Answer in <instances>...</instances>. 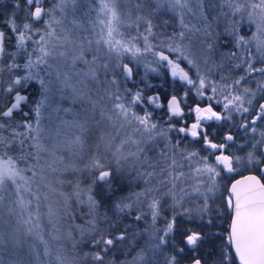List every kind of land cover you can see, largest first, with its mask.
<instances>
[{
	"label": "snow or ice",
	"instance_id": "1",
	"mask_svg": "<svg viewBox=\"0 0 264 264\" xmlns=\"http://www.w3.org/2000/svg\"><path fill=\"white\" fill-rule=\"evenodd\" d=\"M24 3V19L18 24L13 13L6 21L11 36L0 30V77L4 72L10 74L2 89L10 99L0 104V253L10 248L13 257L5 260L0 256V264H77L80 254L69 258L64 242L72 241L75 249L87 237H91L87 241L90 246L99 250L83 257L104 264L111 248L125 240L134 241L141 233H129L130 225L102 232L97 219L99 201L93 193L97 185L111 191L115 180L127 181L124 173L129 168L136 170L134 178L144 181L145 187L122 197L115 203V210L131 215L136 208L135 221L149 218L143 229L146 243L131 264H180L185 248L194 252L207 237L220 234L187 228L180 246L175 240L177 218L212 225L214 214L222 216L224 209L232 214L225 243L208 253L211 261L193 255L191 264H230L232 249L240 264H264V183L255 175L246 176L231 185L229 194L223 197V209L216 202L221 172H235L241 165L264 170V130H258L257 125L261 121L259 129H264V67H254L257 59L264 63V0H137L134 17L131 9H121L120 0H98L91 36H80L68 27H83L77 19L69 20V9L77 0H52L47 8L43 0ZM206 3L210 8L218 5L220 15L233 18L224 29L231 41L221 40V33L214 27L219 17L209 19ZM15 7L20 8L19 0ZM144 9L148 10L146 15L141 14ZM162 12H172L180 30L159 40L163 34L153 31L157 25L152 17ZM245 20L256 25L257 32L250 40L239 33ZM122 27L134 29L136 35L126 37ZM197 36L199 43L194 45ZM11 37L15 38L14 52L6 47ZM221 43H231L235 50L221 52L217 60ZM250 44H254L256 55ZM20 54L25 56L23 64L16 60ZM125 56L134 63L124 62ZM140 64L145 75L166 68L172 80L186 90L179 96L170 95L165 104L158 93L146 96L145 88L127 87L128 82H134V69ZM18 69L22 74H16ZM193 70L194 75L190 74ZM255 73L261 79L252 88L248 82L249 77L255 79ZM217 75L218 80L213 78ZM33 82L39 90L30 100L27 90ZM189 92L206 101L203 106L197 103L188 107V113L195 117L190 124L183 119L182 107L187 105ZM54 94L61 100L88 106L82 107L83 119L71 122L76 130L71 137L62 131L69 121L61 120L54 136L43 123L49 109L72 111L53 107ZM214 104H222V110H215ZM161 108H166L165 123L153 119L154 110ZM16 115L22 119L17 121ZM234 116L239 117L238 124ZM173 118H180L179 126L171 122ZM210 122H229L238 127L249 148L246 154L231 151L233 146L244 147L231 131L224 133L221 142H214L209 134ZM189 138L202 141L214 161L188 148ZM64 152L77 157L82 166L66 160ZM56 172H86L91 181L87 186H82L79 179L57 180L54 184L50 175ZM64 183L71 185V192L57 187ZM166 197L171 200L169 216L162 208ZM73 201L86 206L90 217L84 225L74 226L76 235L71 229L61 230L62 222L72 216ZM193 201L198 202L195 208L189 207ZM160 220L163 227L157 224ZM110 226L116 225L113 222ZM26 243L28 250L21 258L19 252Z\"/></svg>",
	"mask_w": 264,
	"mask_h": 264
},
{
	"label": "trees",
	"instance_id": "2",
	"mask_svg": "<svg viewBox=\"0 0 264 264\" xmlns=\"http://www.w3.org/2000/svg\"><path fill=\"white\" fill-rule=\"evenodd\" d=\"M137 0H120V7L121 9H131L133 17L137 14V10L135 8ZM17 1L13 0H0V30L5 31L6 33L11 36L10 30L8 28V25L6 21L8 20L9 16H11L13 13H15L17 23L19 24L25 17V9L26 5L24 1H19L20 8H16ZM44 6L51 7L52 0H43ZM99 7L98 0H77L76 5L73 8L69 9V20L75 18L77 19L83 27L81 28H75V26L68 24V27L73 28L75 33H78L80 36H91L92 33V27L91 22L95 21L96 15H97V9ZM154 7V5L150 6ZM226 11V9H224ZM147 9L142 10L141 14L146 15ZM205 11L206 14L209 15V19L211 20L213 17H219L218 22L214 25L216 28V31L221 33V40L227 39L228 41H231V37L227 36L224 33V29L230 25L233 18L229 16H223L220 15L221 8L217 5L214 8L208 7L207 3L205 5ZM153 23L157 25L153 29L154 32L162 33L163 35H159V40L166 39L167 35L172 34L173 32H178L180 30L179 28V22L176 16L172 12H162L160 14L154 15L152 17ZM167 20L168 23L164 24L163 21ZM66 23H68L66 21ZM36 27H42L41 25H36ZM87 30V31H85ZM144 27L141 25L140 31L143 32ZM121 31L125 33V36L129 35H136V32L134 29H126L121 28ZM257 29L256 25L254 23L248 22L245 20L243 24L239 26V33L240 35L245 36L247 39H251V37L256 34ZM154 44L158 43V40L154 38H150ZM199 43V36L195 40H193V44L197 45ZM6 47L9 52L15 51V38L11 37L6 41ZM31 47V44L29 43V48ZM250 47L253 50V55H256L254 44H250ZM235 50L231 43L228 45H224L223 43L218 45V49L216 52L215 58L219 60V54L221 52L231 51ZM165 54H168L165 52ZM175 55V54H172ZM6 59H8L6 57ZM148 59L151 60L152 57L149 55ZM16 60L18 63L23 64L25 62V56L23 54H20L16 57ZM124 62L129 63L130 65L134 63V61L131 59L130 56L124 57ZM254 67H264V63H262L259 59L256 60ZM23 70L18 69L16 70V74H22ZM43 74V73H42ZM119 75V73H117ZM194 75V70L192 73ZM237 73H233V75H236ZM255 79L252 77H249L248 86L255 88L256 87V80L261 79L259 73L253 74ZM214 79L218 80V75L213 77ZM10 79V74L8 72H4L2 77H0V104H6L8 100L10 99L9 95L7 93L3 92L4 82L8 81ZM146 85H151V87H145ZM127 87L135 88H145V95H152V94H159L161 98L162 103H167V100L170 98V95L176 94V95H182L183 92L186 90V87L179 83L174 82L168 72V70L164 67H160L159 71L156 73L148 72L147 75H145V69L143 64H140L137 66L136 69H134V82L130 81L127 84ZM39 85L35 82L30 84L28 88V93L30 96V100L38 93ZM257 99L259 100L260 97L258 96ZM264 102V101H262ZM201 104L203 106L206 101H202L198 99L193 92H189L188 98H187V105H182L185 109V116L183 117L184 120H187L188 123L194 122V115L188 113V107L193 106L194 104ZM53 107L59 106L61 109L64 108H71L72 111L65 113L64 111L55 112L51 109L47 110L44 114V120L43 123L46 127L52 130V134L55 135V128L60 125L61 120L69 121V125L62 126V131L67 132V135L71 137L74 132L76 131L73 127H71V122L76 119H83V116L85 113L82 111V107L86 108L87 105H81V103H72L70 100H61L59 99L58 94L53 95L52 99ZM215 110L221 111L222 110V104H214ZM25 111H29L27 107L24 109ZM150 111L152 109H149ZM137 111L140 112L141 109L137 107ZM50 113V118H49ZM79 113V116L76 114ZM15 119L19 121L22 119L21 116L16 115ZM153 119L158 120L160 123H165L167 121V114H166V108L161 109H155L153 112ZM179 119L180 118H173L171 121L172 123H177V126H179ZM233 121L238 124L239 117L234 116ZM261 121L257 122L258 128L261 124ZM231 131L234 135L237 136V143L238 144H244L243 149H241L238 146H233L231 148V151L234 152L236 155L244 156L246 152L248 151V145L245 143V137L240 134L238 127L232 126L229 122H210L209 126V134L211 138L214 140V142H221L223 135L225 132ZM93 132L98 135V130L93 129ZM63 138V137H61ZM175 135H173V139H175ZM187 147L193 150L200 151L201 155H207L209 162L214 161V157L208 154V151H206L203 148L202 141H191L190 138L186 141ZM228 151V150H226ZM63 155L65 156L66 160L70 159L73 162L77 164H81V161L75 157L71 156L69 153L64 152ZM150 156L153 155L152 153L149 154ZM86 158V157H85ZM82 166V164H81ZM135 169H127L124 173L126 177H128L127 181L122 182L121 180L117 179L114 181V190L106 191L104 188L100 185H97L94 190V195L96 199L99 201V207L97 209V219L99 222V227L102 232H115L120 227L124 225H130L131 227L128 228L129 233H132L134 230H139L141 234L137 235L132 240H125L124 242L120 243L118 246L111 248L106 254L104 259V264H131L133 258L135 257L137 251L139 248L143 247L146 243L147 237L145 234H143V229L147 226L145 221H148V217L146 216L144 220L141 221H135L133 217L137 214L138 209L134 208L132 210L131 215L127 214H119L115 210V203L119 201L122 197L128 196L132 193L140 192L144 189L145 183L142 180H137L134 178ZM256 173L261 177V179L264 182V170L260 166L252 167L250 169H238L237 171L233 173H227V172H221V176L218 177V183L220 184V190L216 197L217 204L220 205V207L224 208V200L223 197H226L228 195V190L231 182L236 179L237 177H240L246 173ZM50 179L55 184L57 180H71L75 182L76 180L82 181V186H87L90 181L91 177L88 173H73V172H56L52 173L50 175ZM57 187H60V189L64 192H71L72 188L71 185L64 183L63 185H57ZM171 203L170 198H164L162 201V208H163V214L165 216H169L171 214V209L168 208V204ZM198 202L193 201L189 204V207L195 208L196 204ZM143 207V206H141ZM146 211V209H144ZM41 211H45V209L42 207ZM87 207L84 205H77L75 201L72 203V216L68 217L66 220L62 222V231H68L71 229L73 231V234L76 235L75 225H84L86 220L90 219V217L87 215ZM107 217V220L103 219V217ZM115 223V227H111L110 225ZM150 222V221H149ZM177 222L179 225V231L177 232L175 236L176 243L180 246H183L181 241L183 238L184 231L187 228H192L193 230L201 231L203 233H219L220 235H212L210 237H207L204 243L198 248V252L201 251V249L204 248V250L209 252H214L217 249L220 248V246L225 243L224 242V236L228 232V224H229V218L227 216V209H224L223 215L218 216L214 214L213 218V224L207 225L205 223H201L199 220H192L188 221L184 217H178ZM159 227H163V221L160 220L157 222ZM50 227L46 225V228ZM91 237L85 238V241L82 243H77L76 248H72V241H65L66 247L64 248V251L66 255L69 256V258L72 257L75 253H79V257L77 259V264H94V262L91 259H85L83 257L84 253L93 252L99 250L98 248L93 249L90 244L87 242L90 240ZM77 240H79V237L77 236ZM31 241L29 240V243ZM27 244V243H26ZM25 244V245H26ZM27 250L24 246V248L19 252V255L21 258L24 257L25 253H27ZM193 251H189V249L185 248V254L182 258H180V264H188L191 263V257L193 256ZM0 256H3L5 260H9L13 258L11 256V249L7 248L2 253H0ZM208 259L211 261L213 258L208 256ZM230 264H238L235 260L234 256L232 257V260Z\"/></svg>",
	"mask_w": 264,
	"mask_h": 264
},
{
	"label": "flooded vegetation",
	"instance_id": "3",
	"mask_svg": "<svg viewBox=\"0 0 264 264\" xmlns=\"http://www.w3.org/2000/svg\"><path fill=\"white\" fill-rule=\"evenodd\" d=\"M13 1H17V0H13ZM19 1H24V0H19ZM195 118V117H194ZM227 216H228V218H229V224H228V231H229V225H230V223H231V216H232V214H231V212L230 211H228L227 210ZM228 233V232H227ZM227 235V234H226ZM225 235V236H226ZM225 242V241H224ZM198 250V249H197ZM194 251V253H192L193 255H196V256H201L202 258H207L208 259V252H207V250L205 251L204 250V248L203 249H201V251ZM234 255H233V253H232V257H233ZM235 258V257H234ZM188 264H191V263H188Z\"/></svg>",
	"mask_w": 264,
	"mask_h": 264
},
{
	"label": "water",
	"instance_id": "4",
	"mask_svg": "<svg viewBox=\"0 0 264 264\" xmlns=\"http://www.w3.org/2000/svg\"><path fill=\"white\" fill-rule=\"evenodd\" d=\"M251 175H255V176H257V177L260 179V181L263 183V181H262V179L260 178V176H258L256 173H247V174H244V175H242V176H240V177L234 179V180L231 182L230 186H229V190L231 189V185L234 184L237 180H243L246 176H251ZM228 194H229V191H228ZM229 230H230V229H229ZM232 251H233V254H234V256H235V258H236L238 264H240L239 258L235 255L234 249H232Z\"/></svg>",
	"mask_w": 264,
	"mask_h": 264
},
{
	"label": "rangeland",
	"instance_id": "5",
	"mask_svg": "<svg viewBox=\"0 0 264 264\" xmlns=\"http://www.w3.org/2000/svg\"><path fill=\"white\" fill-rule=\"evenodd\" d=\"M214 108H215V107H214ZM258 130H264V129H259V128H258ZM66 133H67V132H66ZM53 136H54V135H53ZM248 150H249V149H248ZM252 167H253V166H244V165H241V166L239 167V169L243 168V169L245 170V169H250V168H252ZM254 167H256V166H254ZM217 180H218V178H217ZM25 248L28 249V245H27V244L25 245Z\"/></svg>",
	"mask_w": 264,
	"mask_h": 264
},
{
	"label": "bare ground",
	"instance_id": "6",
	"mask_svg": "<svg viewBox=\"0 0 264 264\" xmlns=\"http://www.w3.org/2000/svg\"><path fill=\"white\" fill-rule=\"evenodd\" d=\"M229 191V190H228Z\"/></svg>",
	"mask_w": 264,
	"mask_h": 264
}]
</instances>
